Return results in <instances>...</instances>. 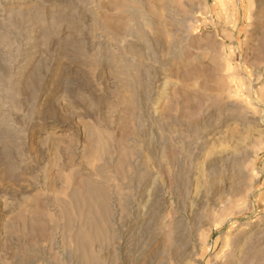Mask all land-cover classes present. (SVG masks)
<instances>
[{
	"label": "rangeland",
	"instance_id": "374dc122",
	"mask_svg": "<svg viewBox=\"0 0 264 264\" xmlns=\"http://www.w3.org/2000/svg\"><path fill=\"white\" fill-rule=\"evenodd\" d=\"M0 264H264V0H0Z\"/></svg>",
	"mask_w": 264,
	"mask_h": 264
},
{
	"label": "bare ground",
	"instance_id": "6f19581e",
	"mask_svg": "<svg viewBox=\"0 0 264 264\" xmlns=\"http://www.w3.org/2000/svg\"><path fill=\"white\" fill-rule=\"evenodd\" d=\"M185 32L187 34L190 33V31L185 30ZM220 65V64H219ZM164 189V184L163 181H161L159 184L154 185L151 194L148 196L147 202H146V206H147V212L150 214L151 217H153L154 219H156V222L159 224L163 217L165 216V213L170 209V205L167 204L165 197H163L162 195V191ZM200 201V200H199ZM200 203V202H199ZM108 205V204H107ZM110 208V207H109ZM137 209V207H136ZM163 223H161L162 225ZM165 224V223H164ZM261 228H256L255 227V231H259ZM153 234V233H152ZM165 233L163 231H161L160 233H158L157 236H151L150 239L148 240V246L149 250L153 249L154 251L156 250V248L161 244L162 242V236L164 238ZM168 236V235H167ZM243 234H235L232 239H231V246L233 249L236 248V246L238 245L239 240L242 238ZM168 239V237H167ZM166 239V240H167ZM164 241V240H163ZM163 243V242H162ZM185 244H187L185 242ZM187 247V246H185ZM184 247V248H185ZM142 248V247H141ZM144 248V247H143ZM148 250V251H149ZM183 254V252H182ZM181 253L177 254L179 257H181L182 255ZM176 255V254H175ZM176 255V256H177ZM184 255V254H183ZM230 255V254H229ZM147 256V255H146ZM151 256V255H150ZM154 257V256H153ZM175 257V256H174ZM178 258V257H177ZM182 258V257H181ZM179 258V259H181ZM154 259V258H153ZM152 259V260H153ZM155 262V259H154Z\"/></svg>",
	"mask_w": 264,
	"mask_h": 264
}]
</instances>
